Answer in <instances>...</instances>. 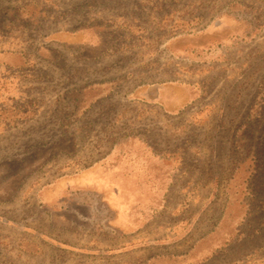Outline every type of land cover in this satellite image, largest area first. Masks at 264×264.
Returning a JSON list of instances; mask_svg holds the SVG:
<instances>
[{
	"label": "rangeland",
	"instance_id": "1",
	"mask_svg": "<svg viewBox=\"0 0 264 264\" xmlns=\"http://www.w3.org/2000/svg\"><path fill=\"white\" fill-rule=\"evenodd\" d=\"M0 53L12 54L0 56L8 64L0 66V91L23 85L11 75L36 82L34 93L0 97L4 158L41 144L28 138V120L48 114L53 88L42 81L60 87L103 73L129 79L126 92L135 83L193 94L178 114L151 95L136 103L139 138L181 168L168 179L175 187L139 211L149 225L128 240L90 223H44L39 229L58 245L22 238L39 245L42 258L20 252V235L0 229V264H264V0H0ZM126 104L116 101L123 133L131 129ZM18 121L23 130L8 137ZM232 174L244 192L227 188ZM34 191L16 202L33 205ZM192 235L198 242L189 249Z\"/></svg>",
	"mask_w": 264,
	"mask_h": 264
},
{
	"label": "crops",
	"instance_id": "2",
	"mask_svg": "<svg viewBox=\"0 0 264 264\" xmlns=\"http://www.w3.org/2000/svg\"><path fill=\"white\" fill-rule=\"evenodd\" d=\"M213 28L217 32L218 26ZM86 30L87 33L91 32L89 27ZM7 55L12 54L0 53L2 57ZM5 64L6 61L1 59L0 66L8 65ZM11 78L24 86L1 90L2 99L22 97L25 92H33L30 88L36 82L28 81L25 84V76L18 74L11 75ZM122 79L125 78L106 77L98 73L65 79L64 83L59 82L60 87H57L55 80L42 81L43 85L50 84L53 88L49 94L48 114L42 117V113L37 112L28 120L32 123L28 138L41 139V144L11 157L0 155V229L2 232L12 229L20 235V239H17L20 252L35 257L42 254L39 245L22 239L24 235L44 244L48 242V246L49 243L57 244L55 235L39 229L44 223L54 229L90 223L111 230L110 236L120 239L121 233L110 227L149 225L152 221L149 222L150 218L146 215L143 218L134 213L138 208L136 195L144 194L142 202L151 204L157 195L168 194L175 187L169 185L168 179L181 168H175V164H172L176 162L173 155H167L152 141L140 139L135 129L138 127L137 101H146V95H151L152 102L163 103L165 87L152 89L150 85L141 87L132 83L131 89L126 92L121 86L129 79ZM121 100L127 102L125 107L129 110L126 114L131 129H127L126 133L114 121L121 114L120 108H117L119 103L116 105V101ZM18 106L21 103L14 107ZM151 108L148 104L144 110L151 113ZM3 109L0 111L5 112ZM148 123L151 129L152 122ZM24 125V122L18 121L7 128L8 137L12 136L9 132L23 130ZM45 132L50 135L47 137ZM78 136L82 138L78 139ZM234 175L226 183L227 188L235 189L239 185ZM105 178L112 181L106 182ZM137 178H156L160 185H138L135 182ZM32 189H35L36 195L33 205H29L27 200L16 202L24 195L32 194ZM110 194L112 197L106 198ZM121 195H129L128 200L124 202ZM26 210H30L31 217ZM124 210H128L127 213ZM131 235L123 237L131 240ZM190 237L193 239L189 249L198 242L193 235Z\"/></svg>",
	"mask_w": 264,
	"mask_h": 264
},
{
	"label": "trees",
	"instance_id": "3",
	"mask_svg": "<svg viewBox=\"0 0 264 264\" xmlns=\"http://www.w3.org/2000/svg\"><path fill=\"white\" fill-rule=\"evenodd\" d=\"M222 27H224V26H222V25L218 26V30L221 29ZM230 28L233 29L234 27L230 26ZM192 96H193V94H191L190 92H189V94L187 92H182L180 95H177L176 89H174L173 87L166 86L165 87V94H164L165 98L163 99V103H161V104L163 106V109L168 113L180 112L191 102V99L193 98ZM237 178H242V177H241V175H238ZM237 178H236V181H237ZM105 180H106V182L112 181V179H109V178H105ZM156 180H157L156 178H150V179L137 178V179H135V182L138 185H141L144 183L147 185H160V182H158V180L156 182ZM238 184L239 185L236 187V189H239L242 192H244V190L242 188V184H243L242 179L240 180V182ZM109 196L112 197V195L110 194V195H106V198H108ZM128 196L129 195H121V199H124L123 201L126 202V199L128 200V198H129ZM135 197L137 200V207L138 208H137L136 212H134V213L137 215L143 216V214H141L139 211H141V210L149 211L151 209L147 208V204L142 205V203H143L142 201L145 198L144 194H138ZM135 197H134V199H135ZM157 198H158V195H157ZM118 199L119 198H117V200ZM123 205L124 204L122 202L121 206H123ZM124 211H125V213H127L128 210H124ZM122 215H123V213H121V216ZM236 219H234V220H236ZM140 225H143V224H137V225H132V226L123 225V224L121 226H119V225L112 226L111 225L112 227H110V228H114L116 231L120 232L122 236H125V235L131 234L134 231H136Z\"/></svg>",
	"mask_w": 264,
	"mask_h": 264
}]
</instances>
